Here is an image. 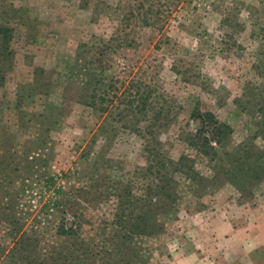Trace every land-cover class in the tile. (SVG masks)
Returning a JSON list of instances; mask_svg holds the SVG:
<instances>
[{"label":"rangeland","instance_id":"rangeland-1","mask_svg":"<svg viewBox=\"0 0 264 264\" xmlns=\"http://www.w3.org/2000/svg\"><path fill=\"white\" fill-rule=\"evenodd\" d=\"M118 1L123 0H92L106 18L99 32L110 31L107 18L118 17ZM182 5L177 22L162 34L142 29L140 46L123 56L134 66L129 79L156 83L176 103V118L156 128L162 149L175 160L190 155L208 181L191 192L185 187L188 195L179 200L178 213L162 211L158 220L165 233L159 240L133 237L125 256L111 257L114 264H207L212 259L235 264L221 261L234 245L231 233L214 235L216 225L264 227V0H186ZM226 7L238 10L228 13ZM90 9L82 8L80 0H0V25L13 31L12 55L2 65L0 80V243L7 246L5 255L14 254L9 251L15 240L7 232L11 221L22 225L16 240L26 232L41 249L77 244L80 238L61 239L55 229L88 203L95 207L98 193L110 195L102 211L111 221L117 212L136 225L143 213L139 197L153 176L142 170V139L110 116L77 103V86L56 74L66 60L73 62L79 40L97 29ZM233 16L244 27L221 22ZM172 64L188 68V80L176 76ZM41 69L45 75L39 77ZM199 111L232 128L227 139L212 142L217 155L188 145V134L202 125ZM48 178L54 179V191L44 189ZM117 196L127 205L123 212L114 206ZM148 209L153 217L160 211ZM93 211L101 214L96 207ZM118 227L130 230L125 224L109 225L103 237H94L100 230L86 238L93 245L119 239L115 243L123 250L124 233ZM140 243L151 247L143 259L136 254Z\"/></svg>","mask_w":264,"mask_h":264},{"label":"trees","instance_id":"trees-1","mask_svg":"<svg viewBox=\"0 0 264 264\" xmlns=\"http://www.w3.org/2000/svg\"><path fill=\"white\" fill-rule=\"evenodd\" d=\"M185 2L186 0L118 1L119 5L114 8L118 17H116L117 19L107 18L110 28L107 33L99 32L104 30L106 22V18L100 17L99 5L96 2L93 3L92 0H80L82 8L92 9H90L91 22L96 23L98 27L95 32L79 40L73 62L71 59L66 60L63 68H58L56 72L71 85L77 86V103L110 116L123 129L131 130L142 139L144 159L142 170L144 176H153V179L139 197L143 210V213L136 218L139 222L136 225H131L128 222V215H119L117 212L112 214V221L109 220L107 211L103 212L102 208L107 205L110 195L102 197L101 193H98L93 201L96 210L101 213L99 216L95 215L93 211L95 207H90L91 205L87 204L90 200L86 198L84 200L87 204L86 209L75 211L67 222L60 224L55 229V235L61 239L75 236L80 238L77 244L70 246L67 250L60 244H54L55 248L52 244L43 245V249H41L35 246L40 242L32 240L26 232H21L16 240L14 234L19 233L22 225L11 221L8 223L7 232L12 240H15L12 241L13 247L9 251L14 254L5 255L7 246L0 243V264H114L112 262L115 259L119 260L120 256H125L123 252L128 251L133 237L135 240L148 239V242L159 240L165 233L164 224L158 220L163 215L162 211L178 213L179 200L188 195L184 189L188 188L191 192L195 184L201 185L208 181L195 168L190 155L182 154L175 160L162 149V144L157 139L156 128L167 127V122L176 118L172 115L176 103L156 83H145L142 79L134 77L129 79L133 75L134 66L129 64L130 61H127L123 56L124 53L140 46L138 35L142 29L162 34L170 22H177V13ZM225 9L230 10L228 13L238 10L233 7ZM234 19V16L226 17L221 22L229 28H232L231 24L233 23L238 29L241 25L244 27L242 22L234 21ZM100 20L102 22H99ZM12 32L6 26L0 25V80L3 78L2 65L12 55L9 47L13 39ZM166 44H169L168 41ZM180 65L184 64L180 63ZM180 65L172 64L171 70L181 80L186 81L189 70ZM37 72L39 77L45 75V71L42 69ZM41 83L45 88L52 85L47 81ZM197 115L202 125L195 133H187L188 145L197 151L204 150L203 154L206 156L217 155L212 142L218 144L227 139L232 134V128L228 124L215 120L211 113L203 114L199 111ZM161 122H166V124ZM141 125L143 126L141 127ZM53 186L54 179L48 178L44 181L45 191L53 190ZM75 192H79V190H75ZM120 198H124V196L120 194ZM120 198L117 196L114 206H119L118 210L123 212L122 206L124 208L127 205L121 202ZM168 203L172 207L171 212L168 211L170 207L162 208V205ZM148 207L157 209L160 207V211L154 217L149 216ZM99 224H103L104 227L99 228ZM121 224L130 227L127 232L118 227L124 233L120 237L122 241L120 246L123 250L115 243L119 239L111 240L110 244L99 241L97 245H93L86 238V236L91 237V232L100 230L103 233H98L94 237H103L107 226L112 225L116 228ZM140 244L136 254L140 259H143L146 258L145 253L149 252L151 247H144L142 243ZM96 251L98 252L95 253ZM125 263L133 262L129 260Z\"/></svg>","mask_w":264,"mask_h":264},{"label":"crops","instance_id":"crops-1","mask_svg":"<svg viewBox=\"0 0 264 264\" xmlns=\"http://www.w3.org/2000/svg\"><path fill=\"white\" fill-rule=\"evenodd\" d=\"M264 226V224H262ZM256 229V233L246 234V230ZM214 235L218 237L223 231L231 233L232 245L234 252L227 254L222 253L223 260L227 262H235V264H264V227L260 229V223H244L236 224L231 222H222L217 224ZM248 238V241L245 240ZM251 239V240H250ZM205 261V260H204ZM220 262L215 259L206 261L207 264H217Z\"/></svg>","mask_w":264,"mask_h":264}]
</instances>
